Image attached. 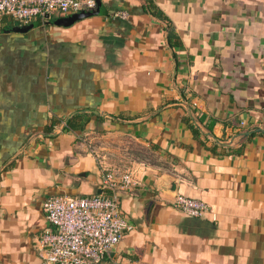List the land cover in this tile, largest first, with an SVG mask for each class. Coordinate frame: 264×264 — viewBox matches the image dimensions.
Segmentation results:
<instances>
[{"label": "crops", "instance_id": "1", "mask_svg": "<svg viewBox=\"0 0 264 264\" xmlns=\"http://www.w3.org/2000/svg\"><path fill=\"white\" fill-rule=\"evenodd\" d=\"M151 1L176 47L139 0H95L98 14L65 26L73 13L0 24V264H44L45 199L107 193L93 134L159 160L126 169L118 211L132 229L100 264H264V0ZM73 114L82 130L49 127ZM240 132L254 135L228 155ZM169 177L203 217L172 208Z\"/></svg>", "mask_w": 264, "mask_h": 264}, {"label": "built area", "instance_id": "2", "mask_svg": "<svg viewBox=\"0 0 264 264\" xmlns=\"http://www.w3.org/2000/svg\"><path fill=\"white\" fill-rule=\"evenodd\" d=\"M95 0H0V19L9 17L21 25L42 22L51 13L75 14L93 11ZM114 17L125 19V12ZM64 122L54 126L63 131ZM100 189L106 194L89 198L52 196L41 205L51 227L35 243V252L44 264H100L132 228L118 211L120 193L135 185L128 171L115 176L101 169ZM173 209L191 217H203L208 206L200 200L175 195Z\"/></svg>", "mask_w": 264, "mask_h": 264}, {"label": "rangeland", "instance_id": "3", "mask_svg": "<svg viewBox=\"0 0 264 264\" xmlns=\"http://www.w3.org/2000/svg\"><path fill=\"white\" fill-rule=\"evenodd\" d=\"M85 143L96 158L115 176L126 172L132 163L158 162L150 152L134 145L129 139L114 134H93L86 136ZM129 172V171H128ZM119 174V175H120Z\"/></svg>", "mask_w": 264, "mask_h": 264}, {"label": "trees", "instance_id": "4", "mask_svg": "<svg viewBox=\"0 0 264 264\" xmlns=\"http://www.w3.org/2000/svg\"><path fill=\"white\" fill-rule=\"evenodd\" d=\"M141 1V9L142 11L147 14L149 17H151L152 19H154L155 21L159 22L162 25L163 31L165 33V42L167 43V46L170 48H174L176 47L177 44V38L173 32V27L171 26V23L169 22V20L164 16V14L158 9V7L151 1V0H139ZM36 21H32L30 23H34ZM39 22V21H37ZM6 24L9 26V28H12V25H14L15 23L19 24L18 22L14 21L13 19L9 18V17H3L0 19V24ZM28 23V24H30ZM26 24V25H28ZM21 25V24H19ZM26 25H21V26H26ZM78 117L77 114H73L70 117L63 119V122L65 124V127L63 129V131L66 132H70V131H74V130H82L81 126L78 125L77 123H74V121L76 120V118ZM197 121H200L201 119L199 117L196 118ZM59 123L57 119H55L54 117L50 118V128L52 127V125H55ZM58 125V124H57ZM190 127V131L191 134L196 138L197 134H199L196 128H194L193 126H189ZM49 129V128H48ZM254 135V133H249V134H244L242 132H240L238 134V138L240 140H243V143H240L235 149H230V148H226L224 147V149L226 150L225 152L228 153V155H238L243 151L244 148V142H247L252 136ZM213 147H217L216 145L213 144Z\"/></svg>", "mask_w": 264, "mask_h": 264}, {"label": "water", "instance_id": "5", "mask_svg": "<svg viewBox=\"0 0 264 264\" xmlns=\"http://www.w3.org/2000/svg\"><path fill=\"white\" fill-rule=\"evenodd\" d=\"M98 14V11H87V12H78L73 14L72 16L65 18L61 21L60 24H62L63 26L71 24L74 21H78L81 20L83 18L92 16V15H96ZM29 28V26H20L17 27L16 31H26ZM254 132H259V133H263L264 134V130L261 129H255ZM248 133H245V135ZM168 180V188L166 190V193L172 198L170 200V202L173 200L175 194V179H171L170 177L167 179Z\"/></svg>", "mask_w": 264, "mask_h": 264}]
</instances>
